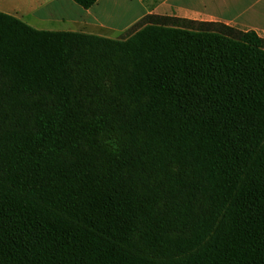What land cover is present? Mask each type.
<instances>
[{
  "label": "trees",
  "instance_id": "1",
  "mask_svg": "<svg viewBox=\"0 0 264 264\" xmlns=\"http://www.w3.org/2000/svg\"><path fill=\"white\" fill-rule=\"evenodd\" d=\"M124 35L0 12V264H264V38Z\"/></svg>",
  "mask_w": 264,
  "mask_h": 264
},
{
  "label": "crops",
  "instance_id": "2",
  "mask_svg": "<svg viewBox=\"0 0 264 264\" xmlns=\"http://www.w3.org/2000/svg\"><path fill=\"white\" fill-rule=\"evenodd\" d=\"M21 16L0 0V12L18 18L39 31L78 32L112 39L110 33H124L146 17L178 18L221 23L264 38V0H98L85 10L72 0H37ZM30 2H25L28 7ZM103 5V11L99 9ZM24 7V5H23ZM106 18V19H104ZM128 21L120 28L113 19Z\"/></svg>",
  "mask_w": 264,
  "mask_h": 264
},
{
  "label": "rangeland",
  "instance_id": "3",
  "mask_svg": "<svg viewBox=\"0 0 264 264\" xmlns=\"http://www.w3.org/2000/svg\"><path fill=\"white\" fill-rule=\"evenodd\" d=\"M27 0H5V2L7 3V6L9 5L11 8H17V11L18 13L23 16V13H26L28 8L32 7L36 2L34 1H37V0H28V2H30L29 6L26 7L25 6V2ZM24 5V7H23ZM103 11V5H101L100 9H99V13H101ZM106 19V18H104ZM107 20V19H106ZM112 21V25L114 27H118L120 28L121 26H123L128 20L126 19H122V18H116V19H113V20H110ZM112 39H119V38H124L126 37L124 35V33H120V32H117V33H110Z\"/></svg>",
  "mask_w": 264,
  "mask_h": 264
}]
</instances>
